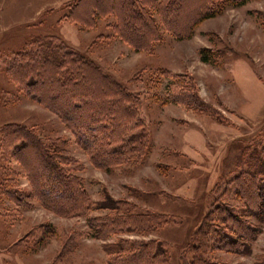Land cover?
I'll use <instances>...</instances> for the list:
<instances>
[{
    "label": "rangeland",
    "instance_id": "rangeland-1",
    "mask_svg": "<svg viewBox=\"0 0 264 264\" xmlns=\"http://www.w3.org/2000/svg\"><path fill=\"white\" fill-rule=\"evenodd\" d=\"M76 1L0 0V264H106L110 254L104 245L118 237L159 240L167 247L168 264H191L194 231L214 201L241 206L231 180L240 170H249L246 161L254 146L264 150V0L223 5L188 38L166 32L156 16L160 38L149 50L139 51L108 27L116 22L113 13L92 27L68 19ZM39 35L58 37L90 60L95 74L106 75L129 96L125 104L132 105L130 114L118 111L107 122L87 114L97 123L92 132L81 131L93 142L90 146H82L80 131H72L54 111L32 100L17 75L11 74L16 53ZM168 74L192 78L199 96L225 121L169 101L167 93L175 89L176 79ZM80 75L84 77L83 72ZM87 83L95 93L89 101L96 104L103 98L101 89ZM109 124L118 140L119 128L128 138L141 136L142 148L122 164L99 167L90 153L97 154L94 144L102 132L110 134ZM15 126L30 128L67 157L64 168L81 180L90 201L126 200L172 220L152 231L98 239L90 235L86 219L103 215L104 210L62 217L45 209L31 196L13 149L4 145V131ZM224 189L230 194L223 195ZM250 220L260 232L248 253L216 250L208 258L264 264V218Z\"/></svg>",
    "mask_w": 264,
    "mask_h": 264
},
{
    "label": "trees",
    "instance_id": "trees-1",
    "mask_svg": "<svg viewBox=\"0 0 264 264\" xmlns=\"http://www.w3.org/2000/svg\"><path fill=\"white\" fill-rule=\"evenodd\" d=\"M103 1L77 0L66 17L73 19L74 23L92 27L97 19L112 16L113 13L116 22L108 27L119 40L139 51L149 50L151 43L160 38L156 16L166 32L177 38H188L199 23L215 16L223 5L238 7L248 0H111L109 5L103 4ZM13 65L15 67L11 69V74L17 75L25 94L54 111L72 131H80L77 138L84 147L90 146L89 142L92 141L82 137L81 131L92 132L97 125L96 120H89L88 113L94 117L101 116L100 120L104 122L113 119L118 111L130 114L132 105L125 104L129 96L124 88L104 74H95L96 69L90 60L58 37H32L16 53ZM81 72L84 77H81ZM169 76L176 79L173 83L176 84L175 89L167 93L169 101L216 122L225 121L220 112L199 96L192 78ZM87 80L93 86H99L103 94L96 104L89 101L95 98V93L86 86ZM108 126L110 134L102 132V141L94 144L97 154L90 153L97 166L122 164L135 153L140 154L141 136L128 138L125 131L119 128L118 132L121 133L118 136L121 139L118 140L117 136L112 135L116 132L114 125ZM4 142L6 147L13 149L12 156L22 166L32 189L31 196L45 209L62 217L87 215L90 210L105 211L103 215L86 219L90 235L94 238L107 239L119 234L152 231L172 220L163 214L140 210L126 200L107 197L106 202L90 201L81 180L64 168L68 158L62 156L52 144L40 139L30 128H6ZM103 146H106V152L102 151ZM246 162L249 170H240L231 180L233 194L241 206L214 201L194 231L190 248L191 264H227L209 259L208 254L216 250L246 254L250 243L259 234V227L250 218L259 222L264 218V150L254 146ZM225 194H230V190L224 189ZM104 248L110 254L106 264H168L169 260L167 247L156 239L136 241L118 237L114 242L106 243Z\"/></svg>",
    "mask_w": 264,
    "mask_h": 264
}]
</instances>
